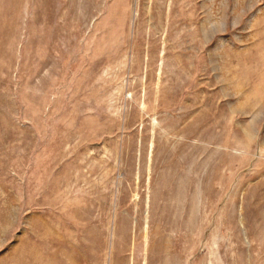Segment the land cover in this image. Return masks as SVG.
Wrapping results in <instances>:
<instances>
[{
	"label": "rangeland",
	"instance_id": "374dc122",
	"mask_svg": "<svg viewBox=\"0 0 264 264\" xmlns=\"http://www.w3.org/2000/svg\"><path fill=\"white\" fill-rule=\"evenodd\" d=\"M0 264H264V0H0Z\"/></svg>",
	"mask_w": 264,
	"mask_h": 264
}]
</instances>
